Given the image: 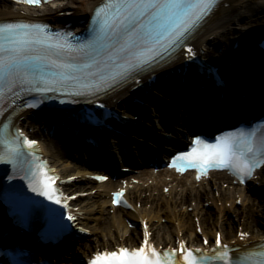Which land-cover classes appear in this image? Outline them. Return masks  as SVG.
Instances as JSON below:
<instances>
[{
  "label": "bare ground",
  "instance_id": "bare-ground-1",
  "mask_svg": "<svg viewBox=\"0 0 264 264\" xmlns=\"http://www.w3.org/2000/svg\"><path fill=\"white\" fill-rule=\"evenodd\" d=\"M98 1L100 0H54L35 8L13 5L12 7H7L4 11L0 12V20H4L6 17L42 19L50 21L54 26H61L66 16H78L88 13ZM68 9L71 10V15L64 13ZM256 14L261 15L262 18H256L253 20L252 16ZM262 15H264V0H226L206 18L202 26H200L190 37L191 41L190 43L188 42V44L193 46V51L195 52L196 50L199 56L201 53L200 49L205 51L202 57H206L211 53L215 55L216 45L214 48L210 47V44L216 40L217 43L222 44V38H226L225 41H227L230 37L229 35H235L237 33L234 28L237 27V29H239L242 21L248 20V22L258 24L259 21H263ZM74 18L76 17H71V19ZM222 47V54L226 52V56L231 49L229 51L228 47L226 48L224 43ZM222 54L219 55L222 56ZM183 56L184 54L179 52L175 61H181ZM252 56L253 54L248 53L247 58H252ZM249 60L251 59L243 61H245L244 63L246 64ZM233 64L232 68L235 66L236 69H239L238 65ZM251 70L252 69H250V71ZM186 74L183 84L177 80H175L173 84L172 78L174 77L172 76L171 78L169 77L168 79L163 80L166 84L163 96L168 99L169 102H167V104L171 103L172 105L167 107L166 104H162L160 105V109L163 111V114L165 115L164 117L168 123L175 122L177 118L179 119L178 116L180 115V111L187 113V110L190 109V101L195 100L197 97L196 94L193 93L184 94L183 92H175L173 87H171L172 83V86H180L181 91L187 89L189 85L186 80L191 73L187 72ZM197 79L196 81L198 83ZM241 84H243V82ZM130 87L131 86L109 95L106 101L116 107V105H118L116 101L120 99V103H126V110L135 112L137 118L145 123L143 120H147L145 115L147 110L146 105H128L126 99L130 94H141L148 101H151V98L149 95H144L140 90H130ZM240 89L245 90L244 87H240ZM219 90L220 88H218V91ZM226 96L227 91L224 93V99ZM225 102L226 101H224V103ZM220 110L221 109H218L217 114L209 123L215 122L217 116L221 112ZM108 121L112 122L116 129H119L126 135V137H123L113 131L104 130V137L110 134L111 140L114 142V150H116V143L126 141L128 142V145L132 144L129 138H127L128 133L132 132L134 134H142V129L140 127L126 121H123L122 123H117L114 119H109ZM183 121L185 120L183 119ZM60 126L61 125H59V127ZM62 126V130H65L67 123L65 122ZM18 127L23 128V130H27L28 126L24 125L23 121L18 124ZM32 127L39 126L35 123ZM173 134L174 136H179L176 132H173ZM36 135H39V137L42 138L40 142L42 152L45 157L48 158L55 172L59 175V179H66L68 176L75 175L79 177V180L83 181V184L78 186L82 191H86V187H89V189H87V195L89 198L95 197L100 199L96 206L89 209L80 205L79 196L72 198L68 202V204L71 205L70 213L73 217H75L73 220L75 226L89 228L88 224L83 220L93 218L94 213L99 214L104 223H107V229L100 233L101 239L97 237H87V239L93 242L96 249L95 252L99 248L113 250L119 246H124L126 243L132 244L133 240H131L129 230L126 228L127 222L132 221L138 225L137 235L139 242L135 245L138 246L141 240L145 237V232H149L151 222L155 219H164L166 221L164 224L158 223L157 227H159V231L157 233L156 245L159 246L167 244L169 246L179 248L180 244L185 243L187 246H198L201 248L209 247L215 244V233L211 234L209 226L211 224H215L216 221L208 215L206 210L203 209L204 197H207L208 199L212 198L213 201L217 202L219 205L241 198L243 204H247V206H251L253 209L256 208L255 202L249 195H247V193H245L247 187L253 182L252 180L255 176L244 185L243 190H240L237 186L241 187V185L235 183L225 172H212L209 173L206 178L204 177L199 181H196L194 176L190 173L179 175L170 170L158 169V174H153L151 173L152 167H144L135 175H124L122 178H125V185L119 182L118 179H116L115 182L105 181L97 183L90 178L92 168L90 169V166L87 163L80 164L72 162L68 160L65 155L69 151H72L73 153L78 152L79 149H88L87 152H90L91 154L92 167L99 165L100 167L102 166L107 168L108 163L105 161L104 155L99 152L98 148L95 149L94 146L82 142V138L76 137L71 150H69L68 144L65 145L64 140L59 143L54 141L48 133L43 134V132H35V136L33 137L35 138ZM142 137L148 140L149 143H154L153 139L148 136V134H142ZM108 146L110 148L107 141L103 139L100 143V148L105 152L109 149ZM153 147L154 149H152V152L159 159L165 155L164 150L160 148V146L155 144ZM130 152L132 154L131 147ZM120 154H122V152L119 151V155ZM131 159L130 153H127L124 155L123 161L130 162ZM133 178H136L134 183L131 182ZM260 179L264 182V176H261ZM203 185L204 187H202ZM117 188L126 189L125 197L130 203L132 209L127 210L125 208L113 207L111 205L110 194ZM164 188H167L166 193H164ZM65 189H70V186L65 184ZM212 189L215 191H212ZM73 193L74 192L70 193L69 196ZM146 197L151 203L150 206L144 209L137 207L136 204L138 202H143ZM190 204L193 205L192 212L196 216V222L202 227L203 239L201 238L199 242L198 234L193 231L187 233V228L195 224L194 222L193 224L189 222V216L185 211V206ZM217 208H219L217 211L220 212V207ZM90 213L92 215H89ZM88 231L90 232L91 229L89 228ZM244 237L245 239L242 240L241 234L233 237L230 233H222V240L224 243L229 245H239L244 248L245 246L253 245L256 242L262 241L264 238V232L258 233L252 229L249 231V235H244ZM204 239L208 242L207 246H203L202 240ZM100 240L102 241L101 243ZM64 247L65 246L61 247L59 250H63Z\"/></svg>",
  "mask_w": 264,
  "mask_h": 264
},
{
  "label": "snow or ice",
  "instance_id": "snow-or-ice-1",
  "mask_svg": "<svg viewBox=\"0 0 264 264\" xmlns=\"http://www.w3.org/2000/svg\"><path fill=\"white\" fill-rule=\"evenodd\" d=\"M28 5L39 6L41 0H20ZM218 0H105L103 7L96 10L95 23L98 25L96 40L107 42L106 48L112 47V41H123V44H136L143 39L145 22H156L159 26L171 25L172 30L168 35V43H177L186 33L198 25L210 15L217 5ZM41 48L48 53L43 57H32L27 53L30 50ZM75 50L57 36L53 37L43 31L39 25L0 26V98L4 95V89H11L19 84H32L27 68H22L27 61L34 60L37 64L41 60L47 62V67L57 72L56 81L37 82L38 90H45L55 83H63L70 68L62 62L52 59L53 52H68ZM82 51V49H81ZM91 54V53H87ZM140 61L141 57H133ZM129 67L132 61L126 62ZM44 84V89L39 84ZM257 129H253L247 136L241 134L238 137H221L215 144H206L199 138L193 141V148L190 152L181 154L179 159L187 161L184 165L187 168L197 169V179L206 174L209 168L228 169L238 178L251 176L255 167L264 163V127L257 136ZM23 133H19L17 140ZM29 148H33L35 141H23ZM259 143V147H256ZM0 144L5 147V152L0 153V163H13L23 155L18 144L9 143L6 137L0 136ZM261 153V155H257ZM172 166H176L173 164ZM178 171L184 170L177 168ZM97 180H104L106 177H96ZM36 186L32 191L46 197L55 204H61V199L56 198L59 193L55 189V178L50 177L47 171L40 170L33 175ZM123 192L114 194L113 203H119ZM69 220L73 217L69 216ZM145 232L144 244L136 250L119 249L117 252L98 254L90 264H203L205 256H197L193 251L187 250L184 244L179 245L181 256L169 251L160 253L151 247ZM241 239H245L241 234ZM207 243V241H205ZM215 259L221 264H230L228 246H221L219 235L216 238ZM221 247L223 250H221ZM199 251V250H196ZM261 257L264 258V252ZM182 257V261H181Z\"/></svg>",
  "mask_w": 264,
  "mask_h": 264
},
{
  "label": "rangeland",
  "instance_id": "rangeland-1",
  "mask_svg": "<svg viewBox=\"0 0 264 264\" xmlns=\"http://www.w3.org/2000/svg\"><path fill=\"white\" fill-rule=\"evenodd\" d=\"M11 4L4 2L3 0H0V12L4 11L6 7H10ZM158 99V98H157ZM157 107L155 104L150 103L148 104L147 110H146V117L147 121L146 124L150 126L156 127L159 131H161L164 134L171 135L169 131L162 128L159 122V105L158 103H162L161 99L156 100ZM172 129L174 130H181L184 129L181 127V124L179 125L171 123ZM181 128V129H180ZM46 131V128L45 130ZM167 144V143H164ZM66 158L70 161H77L76 163H81V159H73L71 157H68L67 154L65 155ZM117 160V168L123 172L124 174H137L138 171H140L137 168H140V161L138 158L134 157L132 158L133 162L136 165H132L128 162H122L121 157L117 153L114 155ZM137 161V162H136ZM134 166V167H133ZM99 169H94V173L99 172ZM259 176H264V169H262L259 173ZM74 179L70 182V189L69 192H74L75 196H79L80 205L84 206V208L89 209L93 206H96L97 203L100 201L98 198H89L87 195V189L89 187H86V191H81V189L78 187L81 184H83V181L79 180L77 177L75 179V176H73ZM73 184V185H71ZM77 186V187H76ZM251 187H248L247 195H249L252 200L256 204V208L253 209L251 206H247V204H243L241 198L235 199L233 201H228L225 204L219 205L217 202H214L212 198L204 197L203 201V209L206 210L208 215L213 218L216 223L211 224L209 226V230L211 234L214 232H225L230 233L232 236H237L239 233V230H242L246 234H248L250 230H255L258 233L264 232V182L261 179L256 180L255 184H251ZM212 191H215L212 189ZM165 192V191H164ZM150 201L146 199L143 202H138L136 204L139 208H148L150 206ZM220 207L221 211L218 212L217 210ZM193 205H186L185 211L187 212L189 216V222L193 224L191 227L187 228V233L190 231L197 232L198 233V242L201 239L200 234L202 232V227L196 222V216L193 214ZM225 209V210H223ZM89 215H92L91 213ZM93 218L84 219L89 228L91 229L90 232L86 230V234L82 238H77L74 241L71 242V245L67 248L64 253H62V256L59 258L60 264H82V260L89 256L90 253L94 250L93 242L89 239H86L87 237H97L101 239L100 233L103 232L105 229H107V223H104L103 219L99 214L94 213ZM211 219V220H213ZM221 222V223H220ZM158 223L164 224L166 221L164 219L160 220H153L151 222V234H152V241L157 240V233L159 231ZM87 228V229H89ZM126 228L129 230V235L132 240H138L137 238V224L136 223H127ZM136 240V241H137ZM102 241L100 240V243Z\"/></svg>",
  "mask_w": 264,
  "mask_h": 264
}]
</instances>
